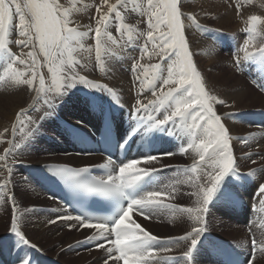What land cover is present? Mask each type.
Listing matches in <instances>:
<instances>
[{"label":"snow or ice","instance_id":"obj_1","mask_svg":"<svg viewBox=\"0 0 264 264\" xmlns=\"http://www.w3.org/2000/svg\"><path fill=\"white\" fill-rule=\"evenodd\" d=\"M227 7L245 34L231 55L232 67L264 93V14L250 10L252 0H228ZM190 31L221 30L202 26L197 14L184 11L183 0H0V88L23 90L29 97L15 113L11 138L5 135L8 128L0 132V143L7 145L0 154V205L10 209L14 264H33L30 255L21 254L25 248L40 251L22 230L26 216L40 209L18 202L13 177L16 164L24 162L17 157L42 130L50 132L49 123H57L65 134L69 128L81 131L80 119L61 122L69 105L106 129L102 150L88 148L77 137L84 147L76 156L105 158L94 165L44 166L49 174L45 179L58 181L71 197L63 203L48 196L56 214L48 224L63 221L69 231L90 230L77 244H88V251L103 250L102 264H198L201 252L217 257L216 264H239L234 253L244 242L225 248L211 239L210 205L233 197L232 190L225 191L226 181L237 187L256 181L251 214L264 213V165L241 170V162L255 165L257 160L243 148L238 157L236 144L251 148L255 134L233 136L226 126L231 114H218L216 105H232L208 89L191 50ZM125 61H130L127 99L122 87L109 83L114 66ZM96 71L103 80L93 78ZM117 113L127 117L128 129L115 149L124 153L132 143L144 146L141 155L119 162L110 135ZM158 143L171 147L157 150ZM177 155L191 163H164ZM259 159L264 161V155ZM93 168L103 173L94 175ZM165 170L175 173L166 182L159 178ZM185 185L189 191L182 193ZM182 195L194 197L191 206L172 202ZM165 216L169 223L179 219L183 234L160 237L138 222L140 217ZM248 231L246 264H264V230L249 226ZM177 246L179 255H169Z\"/></svg>","mask_w":264,"mask_h":264},{"label":"bare ground","instance_id":"obj_2","mask_svg":"<svg viewBox=\"0 0 264 264\" xmlns=\"http://www.w3.org/2000/svg\"><path fill=\"white\" fill-rule=\"evenodd\" d=\"M185 1L186 0L183 1L184 11L186 13L191 12V13L197 14L199 17V22L201 24H204V22H203V21H205L204 15L206 12L210 13L211 15L216 17L215 18V26H214L215 29H217V28L220 29L223 26H230L232 21L236 20L234 18L233 12H230L228 10V8L224 7L223 5H220V4H224L225 6H227L228 0L218 1V7H216L213 2H211V4H205L204 0H193V4L191 6L186 4ZM253 1L254 0H252V3H253ZM262 2H264V1H262ZM262 2L253 3L250 10L254 11L256 14H264V8L261 7ZM237 22H239V21H237ZM234 25L235 26H234L233 30L238 29V24L237 25L234 24ZM241 26L243 27L242 24H241ZM201 34H203V33H201ZM224 37H225V35H220V33L214 32L212 37H209L207 40H205V39L200 38L198 35H196L194 31H190V33H189V39L191 41L192 52L193 53L194 52H204L207 55L205 58L198 56V58H196L195 60L198 64L199 70L201 71V73L203 74V76L206 79L208 89L212 92V94L218 96L219 98L225 99L226 101L228 100L227 102L229 104L231 103V105H232V107H226L225 109L218 107V114H220L221 116H223L225 113L231 114V118L226 120V126H228L231 129L233 136L244 137L247 135V134H244L245 133L244 130H246V131L248 130V122L246 119L244 120L241 118L239 119V118L233 117L232 113H236L237 111H247V110L252 109V108H248L249 103L246 100V97L248 95V90H246V89H248V88L245 89L246 91H244V90L241 91V90H238L237 85H232V86H230V89L229 88L225 89L221 85V83L218 82V78L215 75V73L207 72L208 70L204 71V68L213 65L214 62H216V63L219 62L220 59H218V57H215L214 54H219L220 51H226L228 49V48H222L221 47L222 46L221 38H224ZM212 38H213V41H212ZM135 54L136 53H133V55H135ZM129 63H130V61H125L123 63L116 64L113 68V71L115 73V77H114V79L109 81V83L115 84L117 86H119V81H121L120 85L124 89L126 99H127V89L129 87V83H128L129 78H128L126 69L128 68ZM230 64H231V62H230ZM94 73L97 74L98 76H101V73H99L98 71H96ZM239 83H240V81H239ZM253 98L256 99V101L262 99L261 97H258V96H253ZM28 99H29V97L27 95H25L23 90H10L7 92L4 90L0 91V130H3L5 128L9 129V133L5 134L7 138H11V130H12V126L14 124L15 113L19 110V108L21 106H26ZM263 100H264V98H263ZM238 106H242V108H238ZM70 110L72 112H70ZM69 113H71L75 117H77V116L85 115V113H87V112L82 111V110L73 109L70 105ZM68 117H70V116H68ZM74 119H76V118H74ZM88 120L92 122V119H88ZM58 131H60V128H58ZM263 139H264V133L257 132L255 134V141L256 142H261V140H263ZM47 143H48V140L44 141V144H47ZM0 146H1L0 154H3V149L5 147H7V145L4 143H0ZM31 146H29L26 149V151L24 152V154L22 156L17 157V159L19 161H24L26 165H28L27 162L29 163L32 161V160H28L26 162V159L30 157L29 149L31 148ZM240 148H243V146L236 144V155L238 157L243 154V153H238V150H241ZM56 153H65V152L59 146L55 145L54 146V152H52L51 154H56ZM252 154H253V158H255L256 160H259L260 156H258L257 153H252ZM71 160H73L74 162H78L79 164L77 166H83V165H89L90 164V163L85 164V163H87L88 160L75 159V157H73L72 159H69V160H63V159H58V160L40 159L39 161L34 160L35 163L32 164V166L36 168V167H39L40 165L50 163V162L51 163H64V162L68 163V161H71ZM172 162L174 163V161H172ZM190 162L191 161L186 158V161L183 164H188ZM241 163L244 164L245 162H241ZM167 164H170V163H167ZM20 166H22L23 168L28 167V166H23V165H20ZM257 169H259V168H257ZM165 174L166 173H163L161 175L163 179H164ZM24 175L29 177L28 174H24ZM29 181H30V186H29L30 190H35L37 192L39 198H43V199L48 200L47 199V197H48L47 192L37 183V181L34 179L33 176H30ZM228 185L231 188L233 187L232 183H230ZM29 194H31V193H29ZM241 197H242V199L247 201V203L249 204L252 199L253 200L255 199L254 190H249L247 193L242 194ZM185 202H186L185 205H181V204H178V205L191 206L190 203L188 204L187 201H185ZM50 203H53V202H50ZM174 204H177V203L175 202ZM41 207L42 208H41V214L40 215L39 214H37V216L36 215H29V217L31 219L32 218L33 219L29 221L28 226L34 227L35 231H38L40 233V236H45L44 234H46V236L48 237V236H50V234H49L50 229L52 227L57 226V225L51 226L47 223V221L44 222L48 218H53V217H51L52 214L50 212L52 207L49 209H45V208H43V206H41ZM6 210H8V211L10 210L8 206L2 205L0 207V226L2 225L1 216L3 214V211L5 212ZM185 220H186V217H185ZM173 225H174V228H176L175 232H177V233H174L176 235H173V236L180 235V233H179V231H181L180 227L183 226L182 230L185 229L184 224L181 223L179 219H177L173 223ZM255 231L260 232L261 230H255ZM56 232H57V234H56L55 238L58 237V235H59L58 233H60L59 231H56ZM236 232H239V231H234L233 234L236 235L235 234ZM24 233L31 240L32 234L25 232V231H24ZM71 234H74V233H68L64 230L63 235H71ZM240 234L243 235L242 233H240ZM63 235H62V237H63ZM75 235L76 236L74 239H73V237L69 236L70 237L69 240H71V238H72L73 241L71 243H75L72 245V247H76V248L81 249L82 247L79 244H77V241L83 239L85 237V234H79V235L75 234ZM169 236H161V237H169ZM36 237L38 239H40L39 235H36ZM33 243H35V242H33ZM24 250H30V249L25 248ZM82 250H83V248H82ZM177 250H179L178 246H177V249L175 251H177ZM63 251H65V252H63ZM67 251L70 252L68 249L64 248V250L58 251V253L56 255H60V253L61 254L64 253L67 255L68 258H71V257L76 255V254H68ZM74 253H76V252H74ZM78 253L81 254L82 251L77 252V254ZM82 257H83V255H82ZM203 257L204 256L200 254L197 257V260H199ZM207 258L209 259V256H207ZM95 261L96 262L94 264H97L99 262L97 259ZM207 264H210V263H207Z\"/></svg>","mask_w":264,"mask_h":264},{"label":"rangeland","instance_id":"obj_3","mask_svg":"<svg viewBox=\"0 0 264 264\" xmlns=\"http://www.w3.org/2000/svg\"><path fill=\"white\" fill-rule=\"evenodd\" d=\"M184 1V0H183ZM205 2V4H211V2H213V1H217V0H212V1H209V0H204ZM218 1H221V0H218ZM262 1H264V0H254L253 1V3H255V2H262ZM186 2V4H188V5H192L193 4V0H186L185 1ZM252 3V4H253ZM220 5H223L224 7H226V8H228L227 6H225L224 4H220ZM216 6V5H215ZM216 7H218V6H216ZM228 10L230 11V12H232V10L231 9H229L228 8ZM226 12V11H225ZM214 17V18H213ZM204 18H205V21H203L204 22V24H206V25H208V26H210V28H213V29H215L214 28V26H215V16H213V15H211L210 13H209V15H204ZM238 24V22H237V20H235V21H232V23L230 24V26H223V27H221L220 28V32H218V33H220V35H225V37L224 38H221V43H222V48H228L226 51H229V48H230V45L229 44H225V43H223V41L226 39V36L227 35H229V34H234L235 36H236V40L240 37V36H243L242 34V32L240 31V33L239 34H237V31L236 30H233V28H234V24ZM201 24V23H200ZM204 24H201L202 26H206V25H204ZM207 27V26H206ZM240 27H242L241 25H239L238 24V29L240 30L241 28ZM230 30V31H229ZM195 32V31H194ZM195 34L196 35H198L200 38H202V39H205V40H207L209 37H212L213 36V34H214V32H209V33H207V34H205V33H203V34H201V32H195ZM212 41H213V38H212ZM219 52V51H218ZM194 53H196V55H195V59L196 58H198V56H201L202 58H205L207 55H206V53H204V52H194ZM212 55V54H211ZM215 55V57H218V59H220L219 60V62L218 63H216V62H214V64L213 65H211V66H209V67H206V68H204V71H207V72H213V73H215V75L217 76V78H218V82H220L221 83V85L225 88V89H230V86H232V85H237L238 86V90H241V91H246V90H248V95H247V97H246V100H247V102L249 103V107L248 108H252V109H250V110H253V109H259V108H264V100H263V98L264 97H262L261 95H259L256 91H254L253 89H251L250 87L248 88V86L246 85V84H244L245 86H247V87H243V86H241V84L239 83V81H238V78H235V76L233 75V73H229L228 71H224L225 69H226V65L228 66V67H230V68H233L232 67V64H230V61H231V58L230 59H223L222 57H221V55H220V53L219 54H214ZM148 61L146 60L145 61V63H147ZM152 63H155L156 62V60L154 59L153 61H151ZM226 64V65H225ZM220 65H223L224 67H223V71L221 70V68L219 67ZM92 76H93V78H96V79H100V80H103V76H102V74H101V76H98L97 74H95V73H93L92 74ZM120 83H121V81H119V86L121 87V85H120ZM219 83V84H220ZM223 88V89H224ZM246 88H248V89H246ZM246 89V90H245ZM3 90V88H0V91H2ZM229 91V90H228ZM227 91V92H228ZM253 96H258V97H261L262 99H260V100H257L256 101V99H254L253 98ZM29 101V99L27 100V102ZM228 101V100H227ZM250 101V102H249ZM231 104V103H230ZM69 107H70V105H69ZM218 107H220V108H223V109H225L226 107H224V106H222V105H216V109H217V112H218ZM238 108H242V106H238ZM248 111V110H247ZM237 112H243V111H237ZM232 114H234V113H232ZM237 118H239L240 119V117L238 116ZM50 124V125H49ZM47 126H49L51 129H53V128H59V126H57L58 124L57 123H49ZM4 130V129H3ZM3 130H0V132H2ZM244 134H247V131L246 130H244ZM42 136V135H41ZM41 138V137H40ZM37 142V141H36ZM240 149H242V148H240ZM243 149H245V148H243ZM0 150H1V146H0ZM246 150V149H245ZM248 151V150H247ZM252 151V147H251V149H250V152ZM238 153H242V151L241 150H238ZM44 153H42L41 152V155H43ZM45 156V158H46V155H44ZM42 158H43V156H41ZM31 158V157H30ZM31 160H33V158H31ZM71 161H73V160H71ZM74 162V161H73ZM35 163V161L33 162V164ZM75 163H77V165L79 164L78 162H75ZM85 164H88V163H85ZM245 164V163H244ZM242 163H241V168H242V170H244V169H251V168H260V166H256V167H254V166H250L249 164L247 165V167L246 168H244V167H242ZM16 168H17V166H15V174H14V177L13 178H15L16 179V181H15V192H16V194H17V198H18V202L21 204V207H30V206H37L38 204L37 203H35V202H33V201H30V198L29 197H27V196H25L23 193H21V191H27L26 189H24V187H26L27 185H28V183L26 182V180L23 182L22 181V177L21 178H19L18 177V172H16ZM21 179V180H20ZM27 184V185H26ZM45 199H43V198H39L38 197V201H40V202H47L45 205H39V206H43V208H45V209H49V208H51V207H55V204L54 203H50L49 201H44ZM176 203L177 204H181V205H185L186 204V202H185V200H182V199H178L177 201H176ZM188 204H189V202H187ZM2 205H0V207H1ZM10 211V210H9ZM9 211L8 210H6L5 212L3 211V214H2V216H1V220H2V225L0 226V237H2V236H4L7 232H8V226H9V224H8V222H9ZM28 216L29 215H27L26 216V218H25V220H24V222H23V226H24V228H23V230L25 231V232H28V233H30V234H32V237H31V240L33 241V242H35V244H37L38 246L40 245V246H42L44 249H45V251L48 253V254H53L52 255V257L53 256H59V255H56L57 253H58V251H62V250H64V248H66V249H68L70 252H68L67 251V253L68 254H76L75 256H73V257H71V258H73V259H71V258H68L67 257V255H64V254H60V259L61 260H63V261H67L66 262V264H76V262L77 261H79L78 262V264H94L96 261V259H94L95 258V255H93L92 257H93V259H90V260H84V258L82 257V255L83 254H77V252H79V251H82V248L80 249V248H76V247H71L70 249H69V245H73V244H75V243H71L72 241H73V239L75 238V233L74 234H71V235H68V237L70 236V237H73V239L71 238V240H67V237H62L61 239L59 238L58 239V237H56L55 238V236H56V234H57V232L56 231H59L60 232V230H59V226L61 225V224H57V226H55V227H52L51 229H50V236H46V234H44L45 236H40V233L38 232V231H35V228L34 227H30V226H28V223H29V221L30 220H32L30 217L28 218ZM51 216V215H50ZM52 217V216H51ZM166 218V216L165 217H161V219L162 220H164ZM162 222V223H161ZM160 223H158L157 225H154L153 224V226L154 227H156V229L155 228H153L152 227V225H150V227H152V230H154V231H152V232H154L156 235H158V236H173V235H176V234H174V233H177V232H175V229L176 228H174V233H171L170 231H172L170 228L169 229H167L166 230V226H164L163 225V221H161ZM182 228H183V226H182ZM160 231V232H158V231ZM180 230L181 231H179V233L180 234H183V232H184V230H182L181 228H180ZM162 231V232H161ZM39 235V237H40V239H38L37 237H36V235ZM55 233V234H54ZM240 233H242L241 231H239V232H236L235 234L236 235H241ZM42 234V235H43ZM243 234V233H242ZM244 235V234H243ZM69 237V238H70ZM55 239V240H54ZM60 241H62V242H60ZM60 242V243H59ZM71 243V244H70ZM61 244H63V245H61ZM61 245V246H60ZM59 247V248H58ZM57 250V251H56ZM63 252H65V251H63ZM74 252H76V253H74ZM77 256L79 257V259L77 258ZM76 257V258H75ZM65 258H67L66 260H64ZM62 263H64V262H62ZM65 264V263H64Z\"/></svg>","mask_w":264,"mask_h":264}]
</instances>
